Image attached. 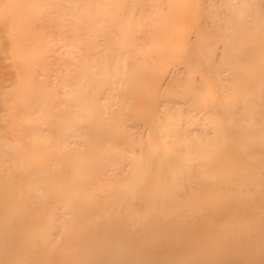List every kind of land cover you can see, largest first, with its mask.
Segmentation results:
<instances>
[{
  "label": "bare ground",
  "instance_id": "bare-ground-1",
  "mask_svg": "<svg viewBox=\"0 0 264 264\" xmlns=\"http://www.w3.org/2000/svg\"><path fill=\"white\" fill-rule=\"evenodd\" d=\"M0 264H264V0H0Z\"/></svg>",
  "mask_w": 264,
  "mask_h": 264
}]
</instances>
